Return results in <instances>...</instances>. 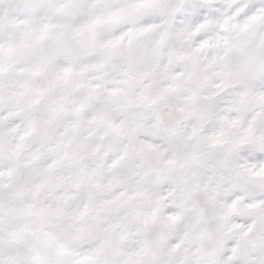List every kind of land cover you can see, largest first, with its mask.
Here are the masks:
<instances>
[{
	"label": "snow or ice",
	"instance_id": "snow-or-ice-1",
	"mask_svg": "<svg viewBox=\"0 0 264 264\" xmlns=\"http://www.w3.org/2000/svg\"><path fill=\"white\" fill-rule=\"evenodd\" d=\"M0 264H264V0H0Z\"/></svg>",
	"mask_w": 264,
	"mask_h": 264
}]
</instances>
